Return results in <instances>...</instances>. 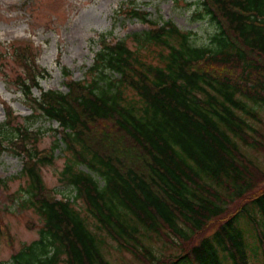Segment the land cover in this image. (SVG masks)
<instances>
[{
	"label": "trees",
	"instance_id": "obj_1",
	"mask_svg": "<svg viewBox=\"0 0 264 264\" xmlns=\"http://www.w3.org/2000/svg\"><path fill=\"white\" fill-rule=\"evenodd\" d=\"M194 2L201 10L193 18L216 28L211 48L131 7L128 16L149 29L103 41L66 94L31 97L50 73L29 45L12 48L20 72L4 80L23 92L26 119L56 121L60 139L39 149V130L14 126L3 103L0 153L22 156L19 209L40 222L38 238L8 264H113L107 240L134 264H264V172L243 153L264 156V0ZM58 148L66 154L59 181L72 200L55 199L42 177ZM4 236L11 247L2 224Z\"/></svg>",
	"mask_w": 264,
	"mask_h": 264
},
{
	"label": "rangeland",
	"instance_id": "obj_2",
	"mask_svg": "<svg viewBox=\"0 0 264 264\" xmlns=\"http://www.w3.org/2000/svg\"><path fill=\"white\" fill-rule=\"evenodd\" d=\"M191 1L176 4L174 0H0V98L11 105L17 116L14 125H24L30 131L39 130V149L50 148L58 140L55 132L57 123L42 117L28 121L26 117L31 114V109L25 103L20 89L15 88L9 79L7 82L4 80V77L18 75L20 72L10 57L12 48L6 50L11 43L30 40L38 46L40 55L35 58V62L50 73L49 78L40 80V86L44 90L66 92L67 79L61 69H68L74 80L85 79V71L99 51V41L103 34L111 33L112 40L121 41L133 33L148 29L137 19L128 16L131 7L149 13L148 19L160 25L171 21L183 31L194 32V46L211 48L210 40L216 28L208 18H193L194 13L201 8L198 2L191 4ZM32 3L34 6H31ZM29 34L32 37L29 38ZM58 52H61V56L56 63ZM108 76L118 78L112 73ZM39 94L38 90L33 89L34 97ZM4 120L5 114L0 106V122ZM257 129L264 130L262 125ZM4 145L8 147V144ZM59 145L62 149L63 145ZM59 148L54 152V164L42 169V177L46 187L58 193V198H62L72 196L73 193L59 181L58 174L66 159V154ZM243 153L264 172V156L259 151L248 149ZM21 170L22 159L19 156L11 151L0 153V226H7L13 241L10 247L5 236L0 237V264H8L13 254L38 238L40 222L37 216L31 210L19 209L23 193L18 191L26 184L20 175ZM13 195L14 202H10ZM77 205L78 210L92 222L85 208L81 204ZM27 222L33 223L34 228L28 229ZM107 245L111 251L109 255L106 254V258L111 263L134 264L131 256L117 252L110 240H107ZM161 252L166 253L167 250L162 249ZM173 252L170 251V254Z\"/></svg>",
	"mask_w": 264,
	"mask_h": 264
}]
</instances>
